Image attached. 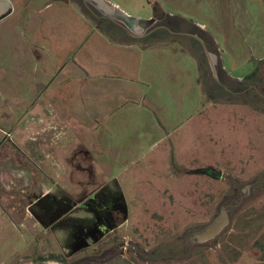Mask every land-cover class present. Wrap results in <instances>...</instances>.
Listing matches in <instances>:
<instances>
[{"label":"rangeland","instance_id":"rangeland-1","mask_svg":"<svg viewBox=\"0 0 264 264\" xmlns=\"http://www.w3.org/2000/svg\"><path fill=\"white\" fill-rule=\"evenodd\" d=\"M49 1L53 0H20L22 11L17 18L22 21L27 9L44 7ZM149 1L152 10L158 3L163 12L158 19L154 10V23L169 22L178 29L193 23V18L207 25L206 30L195 25L185 31L195 30L215 54L218 78L231 94L219 90L197 40L161 30L162 42L154 41L155 37L152 44L171 45L169 51L178 52V102L183 104L178 103L177 119H170V124L178 125L177 151L169 141L173 136L161 142L164 140L156 131L149 144L130 130L127 137L122 132L121 141L112 139L118 147L112 152L104 151L100 144L101 137L107 141L108 136L85 133L77 125L69 127L71 134L66 133V138L55 136L57 148L67 144L64 151L53 152L55 182L68 177L63 164L70 151L67 188L71 192L84 179L88 192L104 186L122 193L128 208L127 222L97 243L85 241L76 249L80 252L77 260L80 264H264V100L260 96L264 97V0ZM80 8L88 20L113 31L104 20L107 14L93 0H80ZM149 42L151 39L144 41ZM256 69L257 78L246 80ZM15 73L8 78H17ZM251 86L258 89L245 91ZM10 91L11 96L20 97L14 89ZM31 91L25 89L29 98L34 95ZM3 96L7 103L0 107V114L27 107L5 91ZM132 127L138 128L139 123ZM106 133L115 136L109 129ZM155 141H160V151L164 147L167 151L159 154L155 169L145 168L147 161L128 169L132 168L131 158L142 156L135 150L143 147L146 151ZM101 148L102 156L98 153ZM19 198L16 186H0V264H44L47 255H60L76 264L64 234H44L27 208L20 211ZM225 206L229 224L224 231L208 242L193 240V234L211 224Z\"/></svg>","mask_w":264,"mask_h":264},{"label":"crops","instance_id":"crops-1","mask_svg":"<svg viewBox=\"0 0 264 264\" xmlns=\"http://www.w3.org/2000/svg\"><path fill=\"white\" fill-rule=\"evenodd\" d=\"M8 1L9 6H0L2 97L3 91L10 97V90L14 89L20 97L12 94L10 99L20 105H35L34 113L48 114L53 121L65 125L68 134H71L69 127L77 125L85 133L108 136L109 140L102 137L100 140L104 151L116 150L112 139L121 141V133L127 137L129 130L146 144L151 143V133L155 131L163 138L161 142L173 136L169 141L177 151L178 125L170 124V119H177L178 103L181 104L178 52L169 51L171 45L161 48L152 44L155 37L154 41L162 42L159 32L166 29L147 36H144L146 29L153 24L140 30V21L155 22L149 0H104L103 7L93 0L107 14L104 20L113 31L88 20L80 8V0H53L44 7L29 8L22 21L17 18L22 11L20 0ZM141 6L151 9L143 11ZM125 17L137 21L131 26ZM191 20L206 30V24ZM135 29L144 37H136ZM149 39L152 42L144 43ZM11 72H16L17 78H8ZM27 88L32 90L33 97L27 96ZM136 122L139 127L132 129ZM107 129L114 131L115 136L108 135ZM80 138L87 145L88 141ZM159 142L150 144L146 151L143 147L135 150L142 156L131 158L132 168L128 169H135V164L145 161L148 162L145 168L155 169L159 154L167 153L165 147L159 150ZM102 148L98 152L101 156ZM88 152L89 148L85 150Z\"/></svg>","mask_w":264,"mask_h":264},{"label":"flooded vegetation","instance_id":"flooded-vegetation-1","mask_svg":"<svg viewBox=\"0 0 264 264\" xmlns=\"http://www.w3.org/2000/svg\"><path fill=\"white\" fill-rule=\"evenodd\" d=\"M1 5L9 6V1L0 0ZM160 25L168 26L169 22L154 23L146 32L149 33ZM168 29L170 30L169 27ZM219 84L231 94L227 87L221 82ZM251 89L256 91L258 88L251 86L245 91ZM260 96L264 100V97ZM5 103L7 100L0 94V107ZM35 107L29 105L24 110L16 109L0 114V186H16L21 200L20 211L23 213L27 208L35 221L34 224L41 227L44 234L54 236L59 231L64 234L68 249L74 250L73 262L80 264L77 260L80 252L78 253L76 249L83 246L85 241L88 244L101 241L115 232L122 225L121 222H127L126 201L122 193L104 186L97 191L88 192L84 179H79L76 191L71 192L70 188H67L71 181L68 167L70 151L66 157L64 156L63 164L68 177L62 179V182H55L51 169L52 162L54 164L53 152L59 153L66 147L63 145L57 148L58 143L55 139L61 136L62 139L66 138L67 131H64L65 125L53 121L48 114L34 113ZM45 109L47 110V107ZM249 186L252 187L254 184ZM261 186L255 185L258 188ZM24 202L29 204H23ZM226 208L227 206L222 209L227 214ZM74 212L87 213L90 219L85 215H74ZM47 258V261H43L44 264L49 261L69 264L68 260L60 255H47Z\"/></svg>","mask_w":264,"mask_h":264},{"label":"water","instance_id":"water-1","mask_svg":"<svg viewBox=\"0 0 264 264\" xmlns=\"http://www.w3.org/2000/svg\"><path fill=\"white\" fill-rule=\"evenodd\" d=\"M97 3L100 7H103L104 0H97ZM125 20L130 25L135 24L137 21L136 19L126 18V17H125ZM153 23H154L153 20L140 21L139 22L140 30L150 27ZM160 29H167L168 31H170L168 29V27H166L164 25H160L158 27H155L153 30H151L149 33L145 34L144 36L150 35L154 31H157ZM170 32L174 33L172 31H170ZM137 33H140V34L135 35L136 37H138V38L144 37L141 35L142 32L137 31ZM175 34L191 37L200 43V45L202 46L203 51H204V53L208 59V62H209L210 68L212 70L213 76L215 78V81L220 83V80L218 78L217 71H216L217 57L215 56V54H213L212 52L209 51L204 40L201 39V37L199 35L188 33V32H180V33H175ZM263 92H264V89H263ZM228 224H229L228 215L226 214V211L224 209H222L220 215L217 218H215L211 224H209L207 227H205L202 231H199V232L193 234V240L196 239V241H198L200 243L201 242H208V241L216 238L218 235H220L224 231V229L227 227Z\"/></svg>","mask_w":264,"mask_h":264},{"label":"trees","instance_id":"trees-1","mask_svg":"<svg viewBox=\"0 0 264 264\" xmlns=\"http://www.w3.org/2000/svg\"><path fill=\"white\" fill-rule=\"evenodd\" d=\"M159 5H158V3L157 4H155V6H154V10H155V17H157L158 19H161L162 17L160 16V15H162L161 13H163L162 11H161V9H160V7H158ZM189 24V25H188ZM188 24H186V25H184L183 26V28H173L171 25H169V28L170 27H172V29H173V31L175 32V33H178V32H180V31H183V32H187V31H185L186 30V27H190V28H192V30L193 29H195V25L192 23V22H188ZM188 25V26H187ZM164 32H168V31H166V30H164ZM188 32H191V30H189ZM192 34H195V30L194 31H192ZM193 41H195V42H197L195 39H193ZM199 43V42H198ZM257 75H258V69H256L252 74H250L249 76H247V79L246 80H254V79H256L257 78ZM217 84V83H216ZM227 86V85H226ZM217 87H219V86H217ZM219 90H223V91H225L224 90V88L223 87H221L220 86V88H219ZM226 93L227 94H229V92H227V90H226Z\"/></svg>","mask_w":264,"mask_h":264}]
</instances>
